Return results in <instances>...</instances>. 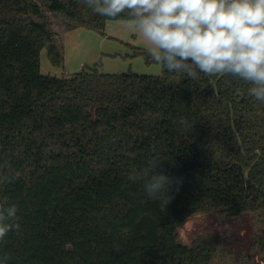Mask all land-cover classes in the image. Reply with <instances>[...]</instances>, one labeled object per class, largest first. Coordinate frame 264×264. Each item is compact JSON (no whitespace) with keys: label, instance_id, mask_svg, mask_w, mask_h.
<instances>
[{"label":"trees","instance_id":"trees-1","mask_svg":"<svg viewBox=\"0 0 264 264\" xmlns=\"http://www.w3.org/2000/svg\"><path fill=\"white\" fill-rule=\"evenodd\" d=\"M48 12L69 29L130 19L83 0H0V203L17 206L20 225L0 255L8 264H264V103L251 85L164 68L43 74V49L55 66L65 60ZM148 52L135 49L152 63ZM150 160L169 177L168 200L128 178ZM197 215L246 219L247 240L201 232L182 243L178 227Z\"/></svg>","mask_w":264,"mask_h":264},{"label":"clouds","instance_id":"clouds-1","mask_svg":"<svg viewBox=\"0 0 264 264\" xmlns=\"http://www.w3.org/2000/svg\"><path fill=\"white\" fill-rule=\"evenodd\" d=\"M96 14L126 13L152 44L151 59L168 72L197 79L231 75L250 84L249 93L264 103V0H83ZM150 160L129 174L142 182L149 198L167 196L169 177ZM0 179V184L4 183ZM167 202V201H166ZM15 204L0 203V243L20 228ZM9 257L0 255V264Z\"/></svg>","mask_w":264,"mask_h":264},{"label":"rangeland","instance_id":"rangeland-1","mask_svg":"<svg viewBox=\"0 0 264 264\" xmlns=\"http://www.w3.org/2000/svg\"><path fill=\"white\" fill-rule=\"evenodd\" d=\"M50 26L64 52V64L55 66L48 57L47 49L41 52V72L53 76H70L76 72L97 69L100 72L123 73L134 71L143 74L160 75L163 67L155 62L148 63L144 56L136 55L135 49L154 47L134 26L131 19H110L103 31L78 27L69 29L64 17L48 12ZM250 222L246 219H222L210 215H197L178 227V239L191 244L201 232H215L239 237ZM236 241V244L240 243Z\"/></svg>","mask_w":264,"mask_h":264},{"label":"water","instance_id":"water-1","mask_svg":"<svg viewBox=\"0 0 264 264\" xmlns=\"http://www.w3.org/2000/svg\"><path fill=\"white\" fill-rule=\"evenodd\" d=\"M215 85L217 86V84H216V83H215ZM217 94H219L218 90H217ZM234 129L236 130L235 126H234ZM258 152H260V151H258Z\"/></svg>","mask_w":264,"mask_h":264}]
</instances>
